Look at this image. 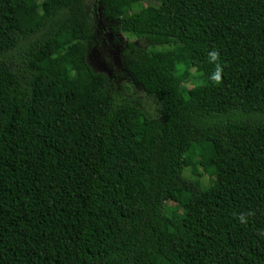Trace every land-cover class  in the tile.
<instances>
[{
  "label": "trees",
  "instance_id": "trees-1",
  "mask_svg": "<svg viewBox=\"0 0 264 264\" xmlns=\"http://www.w3.org/2000/svg\"><path fill=\"white\" fill-rule=\"evenodd\" d=\"M163 2L0 0V264H264V0Z\"/></svg>",
  "mask_w": 264,
  "mask_h": 264
},
{
  "label": "rangeland",
  "instance_id": "rangeland-1",
  "mask_svg": "<svg viewBox=\"0 0 264 264\" xmlns=\"http://www.w3.org/2000/svg\"><path fill=\"white\" fill-rule=\"evenodd\" d=\"M88 1H89V3H91V6H93V3H92L93 0H88ZM146 4L159 5L160 3H159V1L145 2L143 4V6L145 7ZM167 4H168V0H164V2L162 3L163 8H166ZM95 16L97 17V23L99 26V28H98L99 35H102V39H103V44L100 46L105 48L108 44V47H109V45H110L109 43H112V37L111 36L113 35V33H112V30L110 29V25L112 23L102 19V16H101L99 9L95 12ZM119 37L126 40V37L124 34H121ZM100 38H101V36H100ZM105 38H107L108 40L106 41ZM102 47L99 48V51L94 47L89 50L88 55H87L88 63L91 64L92 67L97 71H105L106 67H108V66H109L108 68H112V66H116L115 63H117L121 67V62L119 61V59H121L120 55H117V56L114 55V51L110 50V49H109V51H111V53L108 54L107 52L101 50ZM113 49H115V48H113ZM109 61L112 62V65L109 64ZM118 74H120V73H118ZM119 80H120V82L122 81V79H120V78H119ZM127 84H129L132 87V91H135V92L137 89L140 88L138 86L133 87L130 83H127ZM187 86L191 87V85L189 83H187ZM139 90H141V89H139ZM204 178L205 179L202 181V183L205 184V183H207V178L206 177H204ZM174 208H177L178 210L180 209L175 203H172V202L165 203V210H171Z\"/></svg>",
  "mask_w": 264,
  "mask_h": 264
},
{
  "label": "clouds",
  "instance_id": "clouds-1",
  "mask_svg": "<svg viewBox=\"0 0 264 264\" xmlns=\"http://www.w3.org/2000/svg\"><path fill=\"white\" fill-rule=\"evenodd\" d=\"M209 55H210L211 60H212L213 62L219 60V54H218V52L213 51V52H211ZM222 71H223V69H222L219 65H217L216 71H215V73H214V75H213V77H212V79H213L216 83H220V82H222V81H221V74H222ZM249 215H252V213H249ZM239 219H240V222H241V223H245V217H244L243 215H241V216L239 217Z\"/></svg>",
  "mask_w": 264,
  "mask_h": 264
}]
</instances>
